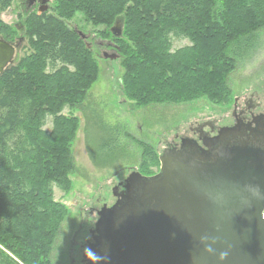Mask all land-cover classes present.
Instances as JSON below:
<instances>
[{
  "label": "trees",
  "instance_id": "16d2710c",
  "mask_svg": "<svg viewBox=\"0 0 264 264\" xmlns=\"http://www.w3.org/2000/svg\"><path fill=\"white\" fill-rule=\"evenodd\" d=\"M12 3L0 0V15ZM78 12L107 30L123 20L121 39L111 29L101 36L111 34L104 41L124 56V93L136 108L203 97L228 104L233 54L252 48L264 29V0H57L54 14L29 17L21 26L32 54L0 76V264H54L68 213L54 188L69 192L77 172L71 149L79 120L63 112L83 105L100 76L93 53L66 23ZM171 34L191 47L174 52ZM0 35L13 43L15 32L0 20ZM143 151L141 171L150 174L159 157L149 146Z\"/></svg>",
  "mask_w": 264,
  "mask_h": 264
},
{
  "label": "water",
  "instance_id": "95a60500",
  "mask_svg": "<svg viewBox=\"0 0 264 264\" xmlns=\"http://www.w3.org/2000/svg\"><path fill=\"white\" fill-rule=\"evenodd\" d=\"M111 34L123 37L122 20ZM23 40L12 44L0 37V76L14 64ZM205 146L184 140L181 149L159 157L158 175L129 176L127 198L114 189L116 205L97 212L91 264H264V151ZM137 186L140 193L131 200Z\"/></svg>",
  "mask_w": 264,
  "mask_h": 264
},
{
  "label": "rangeland",
  "instance_id": "374dc122",
  "mask_svg": "<svg viewBox=\"0 0 264 264\" xmlns=\"http://www.w3.org/2000/svg\"><path fill=\"white\" fill-rule=\"evenodd\" d=\"M28 1L13 0L11 8L0 15L1 22L15 32L12 44H17L25 35V32H18L16 26L25 25L29 14L39 15L37 11L29 12ZM56 4L57 0H50L51 10L45 16L54 14ZM66 23L86 46H90L100 76L83 105L76 110L66 108L63 112L79 120L71 149L77 172L70 176L72 187L69 192L54 188L55 201L64 205L68 212L56 239L52 256L54 264H71V249V257L77 259L80 244L97 223V212L105 204L109 208L115 204L113 193L119 188L118 183L124 182L133 172L144 177H153L160 172L161 164L152 167L150 174L141 171L144 146L151 147L160 157L170 144L175 145L180 143L181 138L192 136V128L209 121H217L218 126L231 124L236 99L264 101V29L252 36V48L247 52H234L236 56L233 54L237 67L229 78L231 99L228 104L220 105L203 97L185 104L136 108V104L124 93V56L104 41H111V34L107 39L101 36L103 31L108 32L114 25L108 30L106 27H95L81 12ZM0 37L4 38L3 35ZM170 37L174 52L191 47L186 38L175 34ZM31 54L26 39L17 51L14 63L18 64ZM104 54H118L119 58L105 59ZM47 123L44 129L51 132V117L47 118Z\"/></svg>",
  "mask_w": 264,
  "mask_h": 264
},
{
  "label": "flooded vegetation",
  "instance_id": "af4514ba",
  "mask_svg": "<svg viewBox=\"0 0 264 264\" xmlns=\"http://www.w3.org/2000/svg\"><path fill=\"white\" fill-rule=\"evenodd\" d=\"M45 1H47L46 4H44ZM49 6L50 0H29L27 3V7L30 13H35L34 11H37L39 13V15L36 14V16H45L51 10ZM30 16L32 15L29 14V17ZM16 29L18 32H24V28L23 26H21V24L16 26ZM21 38L25 39L24 37ZM21 38L18 40V42L21 40ZM24 42L25 40L22 41V44ZM109 47L113 49L112 46ZM232 120L233 121L231 122V124L223 126L216 125L217 121L205 122L199 125V127L191 129L192 136L181 138L180 143H177L175 145L170 144L167 149L179 150L181 149L184 140H192L193 142H197L203 150H208L207 148H205V144L212 145L215 143V146L212 147V150L214 151L218 150L221 147H237L244 145H248L251 148L264 151V101L261 103L255 99H246L243 101H241V99H236L234 101ZM228 129L233 130L231 135H229L228 137H223V134L222 136L220 135L223 131ZM177 139L179 140V137H177ZM126 180L124 182L118 183L119 188L117 190V193L124 194L123 196L127 198V196L129 195V189L126 188ZM139 193L140 187L137 186L130 194L131 200L136 195H139ZM122 201V204L127 202L125 198L124 200L122 199ZM117 202L118 198H116V202L114 205H116ZM105 206H107V204H105L104 207ZM95 226L88 231V237H86L80 244V254L77 255V259L71 257V249V264H91V260L94 255L93 252L90 251V248L95 244V240L97 238V235L95 234Z\"/></svg>",
  "mask_w": 264,
  "mask_h": 264
}]
</instances>
